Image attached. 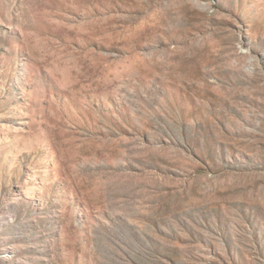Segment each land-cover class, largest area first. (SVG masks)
Wrapping results in <instances>:
<instances>
[{
  "label": "rangeland",
  "instance_id": "1",
  "mask_svg": "<svg viewBox=\"0 0 264 264\" xmlns=\"http://www.w3.org/2000/svg\"><path fill=\"white\" fill-rule=\"evenodd\" d=\"M0 264H264V0H0Z\"/></svg>",
  "mask_w": 264,
  "mask_h": 264
}]
</instances>
